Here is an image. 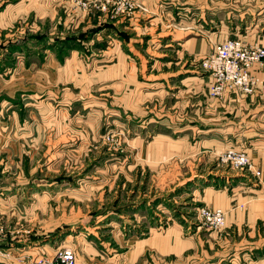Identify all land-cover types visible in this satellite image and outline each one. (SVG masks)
I'll return each mask as SVG.
<instances>
[{"label":"rangeland","instance_id":"rangeland-1","mask_svg":"<svg viewBox=\"0 0 264 264\" xmlns=\"http://www.w3.org/2000/svg\"><path fill=\"white\" fill-rule=\"evenodd\" d=\"M78 1L84 0H0V245L70 248L78 264H125L119 256L124 246L161 236L190 249L166 257L148 252L132 264H215L221 257L212 243L216 231L197 216L199 188L225 167L215 156L206 159L198 144L204 120L196 67L206 57L178 61L175 52L163 45L153 51L143 40L138 47L120 45L107 39V26L124 36L113 25L124 16L110 18ZM207 1L215 6L217 0ZM219 1L226 9L233 0ZM242 1L235 2L247 8ZM256 8L252 15L189 11L188 20L211 33L215 22L205 26L207 16L241 14L247 22L238 30H251L248 18L264 16L263 0ZM68 37L77 47L61 52L56 41ZM27 39L12 51L14 66L4 69L7 45ZM116 46L127 57H107ZM45 53L65 65L63 82L33 91L29 82L13 94L9 82L30 80ZM122 66L129 73L124 84L110 83ZM16 67L30 69L14 76ZM173 127L186 129L173 133ZM142 147L145 161L137 156ZM260 231L253 239L241 234L240 246H264Z\"/></svg>","mask_w":264,"mask_h":264},{"label":"crops","instance_id":"crops-1","mask_svg":"<svg viewBox=\"0 0 264 264\" xmlns=\"http://www.w3.org/2000/svg\"><path fill=\"white\" fill-rule=\"evenodd\" d=\"M132 1L144 7L147 13L136 9L130 16H124L121 18L122 20L115 21L113 25L119 27L118 31L125 33V35L116 36V29L109 27V32L112 33L107 34V39L112 36L115 42L120 45L127 46L130 43L136 47L139 43L145 41L144 45H148L147 47L151 45L153 51L156 47L163 45L165 49H169L168 52L178 54L177 60L180 57L190 59L192 56L203 59L210 54L213 44L222 43L226 40L239 39L246 43L258 44L264 48V16L258 19L249 17L248 20L251 26L254 25L253 28L251 30H238L240 26H243V23L246 24L247 18L243 21L241 14L230 17L227 14L229 11H242L244 14L252 15L251 12L257 9L256 2L258 0L242 1V4L247 5V8L238 5L235 2L236 0H233L232 5L229 4L230 7L227 6L226 9H222L223 3L219 0L215 2V6L210 5L207 0V3L204 2L205 0H196L197 2L195 0ZM211 9L215 12L217 10L227 12L221 17L218 14L206 17L205 26L211 27V24L215 22V31L211 33L205 30L202 31L203 26L197 28L192 21L188 20L189 11L206 12L207 14V11ZM112 23L110 22V24ZM168 25H173L174 29H169ZM205 32H208V35ZM208 43L209 50H204V44ZM117 48L116 46L114 50L107 49V57L109 56L111 59L118 58V55L127 57V52L125 54ZM140 48L142 49L141 46ZM161 51L163 52V50ZM165 57L170 58L172 55L166 56L165 54ZM33 66L31 65L30 68ZM37 66L39 67L35 68V73L31 75L32 78H27L30 80H25V82L24 79L19 80L18 84L11 81L8 85L9 90H14V92L12 91L14 94L16 91H21V88L27 89L26 86L29 82L30 91L41 86L51 88L63 82L60 75L63 73L62 67L65 65H60L56 61L55 55L47 53L43 63ZM30 68L20 69L16 67L11 74L15 76L17 73L29 71ZM125 68L127 67L117 68L115 77L109 82L116 83L119 81V83L124 84L122 80L124 76L129 74L125 71ZM196 69L200 80L197 87V97L199 98L197 106L199 107L200 121L204 120L199 130L201 138L198 144L205 147L203 155L206 159H212L215 156L218 160V156L225 150L234 149L246 152L251 160V169L245 173L231 168V170H228L227 166L222 170L216 168L217 171L214 174L216 181H206L203 187L199 188L198 201L201 207L220 209L225 212L224 228L220 232L211 234L214 237L212 243L216 245V255H221L215 264H264V246H240L239 241L241 234L245 235L247 233L248 237L253 239L257 234L259 236L262 228L264 229V65L259 69L254 68L252 70L253 74L260 80L252 95L241 97L227 95L223 99H212L208 96L209 82H205L207 79L209 80V77L199 66ZM185 70L188 71V69ZM132 72L137 74L138 70L135 69ZM33 102L31 106L34 109L32 111L38 105V102ZM29 119L32 121L30 116ZM184 129L186 127L181 129L173 127V133L184 131ZM30 136L32 134L27 135V139ZM155 138L164 139L162 140L163 143H166V139H168L166 135L160 133ZM11 144L16 145L14 142ZM137 156H139V160L145 161L147 159L146 147L137 150ZM231 171H235V173L230 175L229 172ZM176 231H178L176 234H179L180 230ZM160 237L153 236L149 240L137 242L129 250H126L127 246H124L119 255L123 254L124 256V260L121 262L125 264L131 262L132 264L141 260L143 255L148 252H151L155 257H166L190 249L189 246L177 242L174 244L168 243L167 238ZM169 240L171 239L169 238ZM28 248L31 250L28 251ZM205 248L210 250L209 246H205ZM58 249L59 247L54 249V246L44 245L32 247L1 244L0 264H32L35 258H52ZM110 259L108 258V260Z\"/></svg>","mask_w":264,"mask_h":264},{"label":"built area","instance_id":"built-area-1","mask_svg":"<svg viewBox=\"0 0 264 264\" xmlns=\"http://www.w3.org/2000/svg\"><path fill=\"white\" fill-rule=\"evenodd\" d=\"M83 9L104 12L113 18L117 15L130 16L136 9L147 13L132 0H84L78 1ZM264 65V48L239 39L226 40L213 45L211 53L202 60L200 68L209 77L208 96L223 99L227 95L249 96L259 84V78L253 74L254 68ZM218 161L234 170L245 173L251 169V160L244 151L227 149L218 156ZM197 216L210 229L220 232L225 226V212L202 206L197 209ZM4 235L0 227V238ZM34 264H77L75 252L70 248H59L49 259L39 257Z\"/></svg>","mask_w":264,"mask_h":264},{"label":"trees","instance_id":"trees-1","mask_svg":"<svg viewBox=\"0 0 264 264\" xmlns=\"http://www.w3.org/2000/svg\"><path fill=\"white\" fill-rule=\"evenodd\" d=\"M107 27L109 28V26H107ZM28 41H29V39L23 40L19 44H18V42H16V43H12V44L7 45V47L5 48V50L7 52H5L4 59L6 60V62L8 64L4 67V69L5 68H11L14 66V58L12 59V56H11L13 54L12 53L13 49L21 50L23 47V43H27ZM40 43H42V42H40ZM56 43L57 44H55V46L59 47L61 52H63V49L69 50V48L77 47V45L75 43V38H72V37H68L67 39L56 41ZM53 48L54 47L52 45L49 46V49H53Z\"/></svg>","mask_w":264,"mask_h":264}]
</instances>
